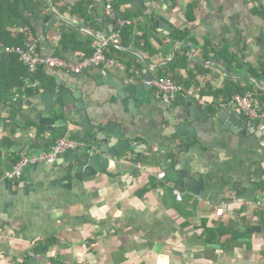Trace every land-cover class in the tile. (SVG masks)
Masks as SVG:
<instances>
[{"label": "crops", "instance_id": "obj_1", "mask_svg": "<svg viewBox=\"0 0 264 264\" xmlns=\"http://www.w3.org/2000/svg\"><path fill=\"white\" fill-rule=\"evenodd\" d=\"M137 1L118 9L120 14L127 9L137 13L129 45L118 46L110 42L108 32L113 34L116 25L105 19L102 0H54V6L52 0H43L42 17L36 20L40 51L78 62L83 51L65 49L61 44L64 32L78 41L90 40L91 45L108 40L106 54L115 64L104 72H110L115 81L140 84L141 76L149 73L171 78L183 87L173 105L162 102L154 88L152 104L141 110L130 104L128 113L114 88L105 94L93 91L84 99L90 117L113 107L120 109L130 139L170 151L174 160L178 147L174 126L179 117L191 121L197 128L196 140L182 138L178 143L190 144L186 158L199 162L195 170L202 173L196 178L204 179L211 196L177 186L174 177L161 169V161H152L148 153L140 165L112 164L110 174L73 180L67 188L52 186L48 179L44 188L27 195L20 190L17 194L0 191V264H264V224L251 203L264 196L257 189L264 177V132H252L251 126L238 134L201 129V112L235 109L231 104L234 86L264 106V77L254 76L251 70L261 73L264 65L255 59L258 48L247 43L252 35L264 34L259 0H151L142 7ZM79 3L85 17L72 12ZM191 4L193 19L187 13ZM45 15L55 17L56 22L40 34ZM158 17L172 27L167 28L172 36L155 25ZM147 28L150 44L145 45L142 39ZM221 50L236 55L237 62H230ZM181 58L185 65L180 67ZM46 74L53 82L39 92L55 93L60 85L76 92L71 89L75 85L85 94L87 87H99L90 71L78 76L52 70ZM189 97L199 105L194 113L198 120L191 118ZM12 101L0 99L2 115L8 113ZM67 122L48 133L49 139L55 142L80 130L74 117ZM71 138L82 142L79 136ZM160 172L166 176L160 178ZM239 175L256 181L254 200L236 197L230 177ZM175 189L181 191L182 200ZM223 202L228 208L219 216L215 209ZM217 225L221 226L213 230ZM221 230L228 232L221 234Z\"/></svg>", "mask_w": 264, "mask_h": 264}, {"label": "water", "instance_id": "obj_2", "mask_svg": "<svg viewBox=\"0 0 264 264\" xmlns=\"http://www.w3.org/2000/svg\"><path fill=\"white\" fill-rule=\"evenodd\" d=\"M102 1L105 5V0ZM145 1L151 0H140L135 4L142 7ZM52 3L54 6V0ZM116 11L120 13L118 9ZM55 22V17L45 15L44 29H39L38 33L50 31ZM155 25L159 30L172 36L167 31V28L172 30V27L160 17L157 18ZM108 35H112V32H108ZM252 38L247 43L258 48L255 59L264 65V34L258 37L252 35ZM88 71L92 72L93 79L99 86L96 89L87 87L84 94L75 85L71 89H75L76 92L60 85L55 93L43 91L27 100L12 101L8 105L10 107L8 113L5 115L0 113V191L17 194L20 190L27 195L44 188L48 179H51L52 186L58 184L67 188L71 186L73 180L82 181L84 178L93 177L102 172L110 174L108 170L112 164L140 165L143 162V155L148 153L152 161L155 159L161 161V169L174 177V183L177 186L192 189L205 198L210 197L209 191L205 189L204 179L196 178L197 173H202L200 170H195L199 162L192 161L191 157L186 158L190 144L178 143L182 138L196 140L197 128L191 121L179 117L174 126L178 136L174 138L175 143L178 144L177 158L174 160L170 151L164 152L161 148L146 147L140 141L130 139L126 129L129 125L122 120L120 109L117 107L108 111H99L101 114L97 113L95 117L89 116L84 99L87 94L93 91L105 94L109 88H114L124 102L125 113L130 111V104L135 109L141 110L146 104H152L154 82L160 80L162 76L155 77L148 73L141 76L142 83L125 85L124 82L115 81L112 74L105 73L103 68L90 67L84 72ZM187 104L193 111L191 118L198 120L194 113L197 108L199 110V105L194 102L193 97L187 98ZM234 108L232 112L223 108L216 112H201L204 113V117H201L204 122L201 129L208 131L220 128L238 134L251 126L252 132L257 130L264 132V120L254 121L255 123L246 121L238 108L236 106ZM75 111L78 113L76 114ZM59 115L63 117V120H56ZM70 117H74L75 125L80 128L79 131L71 133L70 137L79 136L82 141L81 146L71 153L60 155L56 167L33 163L31 161L33 158L51 151L54 141L50 140L48 135L55 133L57 127H65ZM22 159H26L27 163L21 167L20 174L15 175L14 169ZM230 178L235 181L233 188L237 189L236 197L255 199L256 181H252L245 175Z\"/></svg>", "mask_w": 264, "mask_h": 264}, {"label": "built area", "instance_id": "obj_3", "mask_svg": "<svg viewBox=\"0 0 264 264\" xmlns=\"http://www.w3.org/2000/svg\"><path fill=\"white\" fill-rule=\"evenodd\" d=\"M116 0H105V14L109 20L113 21L116 28L111 35L110 41L116 45L122 43V28L129 23V20L120 17L115 8ZM108 40H101L94 44L93 53L86 58L73 62L72 60L58 55H45L40 51L37 41L29 38L23 46H3L0 45V56L4 53H15L18 55L20 62L27 69V77L22 79V84L13 88V101L26 99L29 91H36L39 87V81L35 75L40 68L52 71H63L71 75H80L87 68H103L108 69L114 66V62L110 60L106 54ZM154 88L157 92L158 98L167 105H173L181 92L183 87L177 84L171 78H161L154 82ZM197 99H200L197 97ZM232 105L236 106L242 114L245 115L249 121L264 120V106L263 104L250 99L249 96L235 95L231 101ZM82 142L71 137H62L57 139L50 152L44 153L37 158H33V163H42L54 166L57 163L60 155L71 153L80 147ZM27 163L26 159H22L14 169V174L19 175L21 167ZM160 178L166 176V172H160ZM178 200H182L183 196L179 189H175ZM201 199V195H198ZM254 206L264 208V196L258 197L253 202ZM228 208V203L223 202L215 209L217 215H222L225 209Z\"/></svg>", "mask_w": 264, "mask_h": 264}, {"label": "trees", "instance_id": "obj_4", "mask_svg": "<svg viewBox=\"0 0 264 264\" xmlns=\"http://www.w3.org/2000/svg\"><path fill=\"white\" fill-rule=\"evenodd\" d=\"M130 2L131 0H116L115 8L119 9L122 5L128 4ZM42 5L43 0H0V45L23 46L29 38L34 39L38 44H40L36 32V20L42 17V9H40ZM193 8L194 4L189 5V12L187 11V13L190 19H193V16H191ZM72 9L74 14L85 17L80 3L76 4L75 7H72ZM258 10L259 13L264 17V7L262 4H260V8ZM119 15L120 17L129 20V23L122 28V45L128 46L133 34V29H135L133 28L135 25H133L132 19L133 16H137V13H132L129 9H127L124 13H119ZM105 19L109 20L107 16ZM145 34L146 35L143 36L142 40H145L144 44L146 45L150 42L149 29L146 30ZM61 44L65 49L83 51V58H86V56H89L93 53L94 45H91L90 40L78 41L72 33L68 34L67 32H64L61 38ZM145 48L147 47L145 46ZM219 53L224 55L225 58H228L230 62H237L236 55H230L226 50H221ZM177 65L180 67L185 65L183 58L178 61ZM251 70L254 76L258 77L261 75L264 77V68L261 69V73L256 72L254 69ZM27 75V69L20 62L17 54H2L0 56V99L12 101L13 88L20 86L22 84V79L27 77ZM35 78L39 81V87L34 92L29 91L27 93V97L36 94L39 92L40 88L46 87L49 83L53 82V78H50L48 74H46V70L43 68L39 69L35 75ZM232 92V96H235L236 94L244 96L246 94L242 92L237 86L232 88ZM62 137H65V135ZM257 189H259V192H264V177L261 178L257 183ZM256 214L260 221L264 224V208L256 207ZM220 226L217 225V227H213V230H217V228ZM205 230L207 233L208 228H205ZM226 232H228V230H221V234H225ZM47 251V249H44L43 253H47ZM35 252L38 253L40 251L35 250Z\"/></svg>", "mask_w": 264, "mask_h": 264}, {"label": "rangeland", "instance_id": "obj_5", "mask_svg": "<svg viewBox=\"0 0 264 264\" xmlns=\"http://www.w3.org/2000/svg\"><path fill=\"white\" fill-rule=\"evenodd\" d=\"M258 3V5L259 4H264V0L262 1V0H259V1H256V4ZM256 4H254V5H256Z\"/></svg>", "mask_w": 264, "mask_h": 264}]
</instances>
